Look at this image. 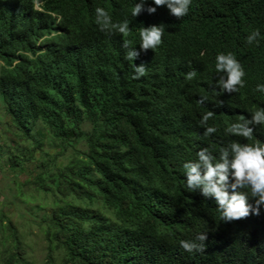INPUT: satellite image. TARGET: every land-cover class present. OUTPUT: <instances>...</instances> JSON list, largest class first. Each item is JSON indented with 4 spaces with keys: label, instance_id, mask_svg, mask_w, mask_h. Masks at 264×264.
I'll use <instances>...</instances> for the list:
<instances>
[{
    "label": "trees",
    "instance_id": "1",
    "mask_svg": "<svg viewBox=\"0 0 264 264\" xmlns=\"http://www.w3.org/2000/svg\"><path fill=\"white\" fill-rule=\"evenodd\" d=\"M136 2L0 0V175L51 200L38 223L45 264H264V207L224 222L214 198L187 190L183 167L202 148L218 158L231 142L264 143L257 125L250 140L226 131L264 108L255 90L264 84V0H192L184 19L151 0L145 9L157 11L134 17ZM97 7L111 18L106 28ZM124 21L127 33L115 27ZM153 25H163L162 43L143 51L139 31ZM256 29L259 44L249 45ZM229 52L246 73L231 94L216 87L215 70ZM134 64L145 66L140 79ZM206 126L216 132L205 136ZM181 240L204 249L186 252ZM0 264H30L6 216Z\"/></svg>",
    "mask_w": 264,
    "mask_h": 264
},
{
    "label": "clouds",
    "instance_id": "2",
    "mask_svg": "<svg viewBox=\"0 0 264 264\" xmlns=\"http://www.w3.org/2000/svg\"><path fill=\"white\" fill-rule=\"evenodd\" d=\"M149 0H137L131 8V14L134 17L139 16L145 10L148 14H154L158 6H166L171 15L176 18L184 19L189 16L192 0H151V4L157 7L145 5ZM96 23L106 28L111 18L108 12L101 7L95 9ZM180 19V20H181ZM118 27L121 33H127L128 22L124 21ZM163 25L143 27L139 31L140 49L147 51L155 49L162 43ZM261 32L259 29L252 31L247 37L246 42L249 45L259 44ZM139 56L137 49H129L126 53V59L135 61ZM134 72L132 79H140L145 75V66H133ZM215 70L221 73L216 83L224 93H238L245 87L244 79L246 73L241 63L231 52L219 53L215 57ZM195 75L194 72L186 74V79L191 80ZM257 92L264 94V84H257ZM201 98L197 103H203ZM212 112H206L202 116L201 124L207 125L208 120L212 117ZM242 122L232 123L226 131L230 134L251 139L253 136V127L257 125L264 128V108L255 110L251 114V119H244ZM216 132L213 126H206L204 135L209 136ZM195 161L186 162L183 167L186 177V188L188 191L195 192L199 190L206 198H214L224 222L246 218L250 214L259 216L261 209L264 207V143L256 142L253 144H241L231 142L227 147L220 150L219 157H214L207 148H202L196 153ZM231 180V183H230ZM245 189L247 191H241ZM254 200V204L250 201ZM207 239L206 234H198L196 240L204 242ZM180 247L186 252L202 251L203 243L196 241L181 240Z\"/></svg>",
    "mask_w": 264,
    "mask_h": 264
},
{
    "label": "rangeland",
    "instance_id": "3",
    "mask_svg": "<svg viewBox=\"0 0 264 264\" xmlns=\"http://www.w3.org/2000/svg\"><path fill=\"white\" fill-rule=\"evenodd\" d=\"M12 180L10 176L0 175V216L8 217L17 227L28 252L30 264H45L47 244L38 223L45 212H51V200L35 196L36 193L27 187L20 192ZM56 264H61V261L57 259Z\"/></svg>",
    "mask_w": 264,
    "mask_h": 264
}]
</instances>
